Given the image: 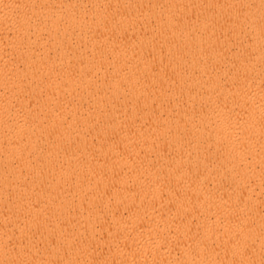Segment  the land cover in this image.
<instances>
[{
	"label": "bare ground",
	"instance_id": "obj_1",
	"mask_svg": "<svg viewBox=\"0 0 264 264\" xmlns=\"http://www.w3.org/2000/svg\"><path fill=\"white\" fill-rule=\"evenodd\" d=\"M0 264H264V0H0Z\"/></svg>",
	"mask_w": 264,
	"mask_h": 264
}]
</instances>
